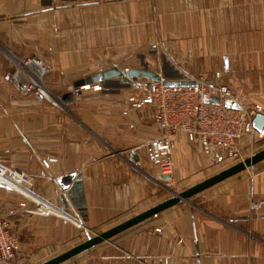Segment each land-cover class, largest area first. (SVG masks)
I'll list each match as a JSON object with an SVG mask.
<instances>
[{"label":"crops","instance_id":"0c3cea01","mask_svg":"<svg viewBox=\"0 0 264 264\" xmlns=\"http://www.w3.org/2000/svg\"><path fill=\"white\" fill-rule=\"evenodd\" d=\"M11 57L48 68L54 101L3 80ZM151 61H161L155 72L166 81L218 70L235 87L250 71L260 76L252 103L264 114V0H0V163L28 173L32 191L54 209L12 218L29 250L114 226L167 199L152 203V181L184 186L219 164L178 133L172 175L161 179L145 154L161 131L152 109L105 90L117 78L89 83L99 91L73 85ZM46 157L57 160L45 168ZM78 177L84 214L66 194ZM22 199L0 182V213ZM61 264H264V159Z\"/></svg>","mask_w":264,"mask_h":264},{"label":"built area","instance_id":"2783aa9c","mask_svg":"<svg viewBox=\"0 0 264 264\" xmlns=\"http://www.w3.org/2000/svg\"><path fill=\"white\" fill-rule=\"evenodd\" d=\"M12 69L3 75V80L21 94H32L41 100H52L45 83L48 68L35 58L11 57ZM127 71L128 67H124ZM128 90L127 101L134 109H152L159 126L158 136L145 145L148 161L157 166L161 176L170 179L173 172L171 143L178 133H184L188 141L215 162L242 161L244 150L264 132L253 126V118L262 112L260 103H251L239 97L234 88L222 80L221 72L201 71L179 78L170 85L164 79L130 78L124 82ZM80 89L91 87L102 89L100 84L80 85ZM216 98V101L212 99ZM57 158L41 160L45 168ZM0 182L22 194L15 208L0 213V264H16L21 251V242L14 231L12 218L18 210L26 213H52L47 200L32 191L28 173L8 168L0 163ZM30 202V203H28ZM160 229L157 228L156 231Z\"/></svg>","mask_w":264,"mask_h":264},{"label":"water","instance_id":"95a60500","mask_svg":"<svg viewBox=\"0 0 264 264\" xmlns=\"http://www.w3.org/2000/svg\"><path fill=\"white\" fill-rule=\"evenodd\" d=\"M121 78L124 82H129L130 78H148L153 81L161 80L160 76L153 70L145 68V67H129L127 71L125 68H117L111 67L105 70H102L98 73L93 74L92 76L88 77L87 79H78L74 81L73 85L77 88L79 85H83L85 83L91 82H102L104 80L113 79V78ZM164 84L170 85L172 81H163ZM58 100V99H57ZM216 101V98L212 99ZM253 126L258 131H263L264 127V114L257 113L253 118ZM264 159V148L256 151L255 153L251 154L250 156L246 157L242 161H239L215 174L205 178L204 180L184 189L179 193H173V195L123 221L120 223L111 226L100 233H96L93 236H88L84 241L68 248L67 250L39 263V264H61L78 254H81L96 245L100 244L103 241H107L112 237L116 236L117 234L123 232L124 230L141 223L158 213L162 212L163 210L179 203L180 201H186L190 197L194 196L195 194L215 185L222 180H225L250 166L255 165L256 163L262 161ZM167 176H161V179H165ZM67 196L75 205L79 211L84 214L85 213V199H84V191L82 186V180L80 177L76 178L73 183L69 186L67 190ZM65 199L63 198V202ZM67 206L66 203H64Z\"/></svg>","mask_w":264,"mask_h":264},{"label":"rangeland","instance_id":"374dc122","mask_svg":"<svg viewBox=\"0 0 264 264\" xmlns=\"http://www.w3.org/2000/svg\"><path fill=\"white\" fill-rule=\"evenodd\" d=\"M161 66H162L161 61H151L149 67H147V68L152 69L154 71H157V70H160ZM240 76H241V80H240V77H238L237 85L235 87L234 86H232V87L235 88L234 91L236 92V94L239 97H241L244 100L252 103V98H257L260 96V91L254 89L257 84H260V81H259L260 76H255L253 74H250V71H247V70H246V72L244 71L243 75L241 74ZM245 81H247L248 84H245ZM86 84H89V83H86ZM83 85H85V84H83ZM252 86H253V89L255 91H251ZM103 90H104V88H103ZM105 90H111L110 92H114V93L115 92L116 93H119V92L125 93L126 92V95L128 93V90L125 88V86L123 84H120V83L118 86L112 87V85H111L109 87H106ZM239 90H241V92H243V93H241ZM262 148H264V137L263 138H257L253 143H251L249 145V147L247 149L244 150V155H245L244 159L246 157L250 156L251 154L255 153L256 151H259ZM239 161H236V162L227 161V162H223V163L220 161V162H215V163H219L215 166L210 165L207 168L206 167L201 168L200 171H198L197 173H192L190 178L184 180L185 181V182H183L184 186L177 185L176 183H173V184L166 183V182L165 183L164 182L156 183L155 181H152L153 186H154V195L152 198V203H154L160 199H163V198L171 197L173 195V193H179V192L183 191L184 189L188 188L189 186H191L192 184H194L195 182L198 183V182L204 180L205 178L212 176L213 174H215V173H217V172H219V171H221V170H223V169H225V168H227V167H229V166H231V165H233ZM210 163L214 164L211 161H210ZM17 203L18 202L13 204L10 208H15ZM18 212L20 213L21 210H18ZM18 212L16 213L15 216H17ZM14 231L18 235V232L16 231L15 227H14ZM100 232H101V230H99V231L92 230L91 231V229H88L87 235L83 234V233H79V235H78V237H76L74 243L72 242L70 244H65L64 246L58 247L57 249L50 247V248L44 249V250H36V249L29 250L28 247L26 246V242L24 243V242L20 241L21 242V251H20V254H19L18 259L16 261V264H39V263H41V262H43V261H45V260H47V259H49L55 255L67 250L68 248L84 241L88 236H93L94 234L100 233ZM18 237H19V239L21 238L20 234L18 235ZM27 242H29V241H27Z\"/></svg>","mask_w":264,"mask_h":264},{"label":"bare ground","instance_id":"6f19581e","mask_svg":"<svg viewBox=\"0 0 264 264\" xmlns=\"http://www.w3.org/2000/svg\"><path fill=\"white\" fill-rule=\"evenodd\" d=\"M52 210H54V209H52Z\"/></svg>","mask_w":264,"mask_h":264}]
</instances>
